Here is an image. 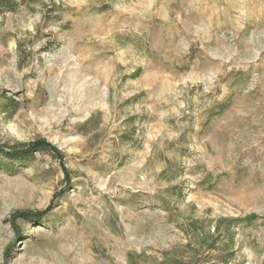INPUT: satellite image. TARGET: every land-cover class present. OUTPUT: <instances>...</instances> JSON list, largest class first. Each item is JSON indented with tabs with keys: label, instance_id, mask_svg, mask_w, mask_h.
Instances as JSON below:
<instances>
[{
	"label": "rangeland",
	"instance_id": "374dc122",
	"mask_svg": "<svg viewBox=\"0 0 264 264\" xmlns=\"http://www.w3.org/2000/svg\"><path fill=\"white\" fill-rule=\"evenodd\" d=\"M16 2L0 144L51 150L0 155V264H264V0Z\"/></svg>",
	"mask_w": 264,
	"mask_h": 264
},
{
	"label": "trees",
	"instance_id": "16d2710c",
	"mask_svg": "<svg viewBox=\"0 0 264 264\" xmlns=\"http://www.w3.org/2000/svg\"><path fill=\"white\" fill-rule=\"evenodd\" d=\"M17 6L16 0H0V13H2L5 10H13ZM50 145L48 143H16L13 146H7L6 144H0V155L7 159L8 162L6 165L9 167V163L13 162H19L24 163L27 162L35 157V152L37 151H50ZM15 215H13L12 219L15 220ZM20 218H24L27 220H34L35 218L32 216V213L25 211L19 213ZM260 218V216L256 213H251L246 215L245 217H238V218H229V217H223L220 218L215 225L214 233H212V236H216L215 242L212 243V248L217 249V242L220 240L221 235L225 237V240H222V243L224 245V250H229L231 248V244L233 242V236L234 233L232 232V226H234L237 222H244L245 226H251L254 225L257 221V219ZM224 223V224H223ZM224 226L223 231L221 232V227ZM229 261L228 258H224V260L221 262H216L213 260H207L205 264H226Z\"/></svg>",
	"mask_w": 264,
	"mask_h": 264
}]
</instances>
